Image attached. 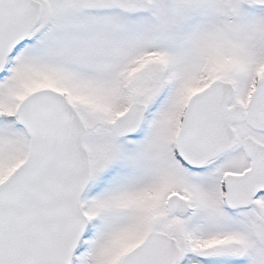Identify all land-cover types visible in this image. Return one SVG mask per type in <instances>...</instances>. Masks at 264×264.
<instances>
[{"label": "snow or ice", "instance_id": "obj_1", "mask_svg": "<svg viewBox=\"0 0 264 264\" xmlns=\"http://www.w3.org/2000/svg\"><path fill=\"white\" fill-rule=\"evenodd\" d=\"M0 264H264V0H0Z\"/></svg>", "mask_w": 264, "mask_h": 264}]
</instances>
